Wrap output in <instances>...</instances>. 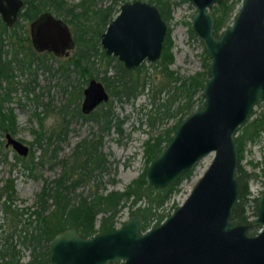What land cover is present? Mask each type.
Segmentation results:
<instances>
[{"label": "water", "instance_id": "obj_1", "mask_svg": "<svg viewBox=\"0 0 264 264\" xmlns=\"http://www.w3.org/2000/svg\"><path fill=\"white\" fill-rule=\"evenodd\" d=\"M192 32L208 57L201 86L202 103L174 127L152 157L143 179L164 187L209 151L212 157L186 197L160 222L144 228L133 213L112 230L88 236L74 227L56 231L47 246V264H264V190L256 197L250 225L231 221L237 197L235 133L256 104L264 101V0H240L229 24L213 31L210 9L220 0H188ZM23 0H0V18L12 25ZM36 51L67 55L74 40L69 25L45 10L28 24ZM166 23L157 7L127 0L100 34L105 54L125 67L154 60L161 51ZM101 80L82 88L80 111L88 113L108 99ZM5 145L25 155L28 145L5 132Z\"/></svg>", "mask_w": 264, "mask_h": 264}, {"label": "trees", "instance_id": "obj_2", "mask_svg": "<svg viewBox=\"0 0 264 264\" xmlns=\"http://www.w3.org/2000/svg\"><path fill=\"white\" fill-rule=\"evenodd\" d=\"M143 1L155 5L164 21L171 17V7L175 1ZM233 6L234 2L227 3L226 0H220L213 5L214 32L225 25ZM118 9L115 0L106 3L100 0H23L18 19L11 26L7 27L0 19V134L3 136L5 132L13 135L16 129L15 115L11 107L4 105V101L10 98L13 71L23 65L29 68L32 58L39 57L31 46L26 24L45 10L62 18L69 25L74 40L72 53L65 60H58L56 71L59 70L65 76L71 72L78 74L82 82L95 77L102 81L109 96L129 99L145 92L153 109L147 113L146 121L149 125H153L156 118L166 113L169 115L180 113L173 124L143 141L142 150L146 163L142 171L124 189L102 192L99 191L95 181L91 183L89 181L95 179V171L105 169L107 159L100 148L101 134L108 132L113 126L118 129V125L109 100L100 102L88 113L81 112L80 104L75 101L71 114L92 119L96 123L97 131L91 137H84L74 145L69 158L63 160L60 173L49 182L43 181L32 205L23 208L14 207L13 200L16 197L14 181L9 176L1 179L0 210L7 219L0 223L2 226L0 264H20L19 244L29 248L30 251V258L25 264H47V246L56 231L65 227H74L84 236L108 231L117 221V210L126 201L144 200V203L135 209L142 216L144 228L153 219L158 222L163 215L156 213L155 210L170 196L179 179L190 173V169H187L175 181L160 188L148 184L143 179V172L148 162L168 141L176 124L195 106L202 103L200 90L206 77L208 57L202 48L201 69L186 76H179L169 67L173 60L170 51L172 41L168 33L169 29L166 28L160 54L154 62L158 67H155L156 70L152 74L143 71V63L130 68L125 67L116 56L105 54L99 43L101 32ZM188 31L193 35L190 27ZM38 60V63L48 66L41 58ZM154 77H157L156 83L150 84ZM77 87L78 89H75L72 85L69 93L75 91L77 95H81L82 86ZM69 101L70 98H67L62 104L63 113L67 112ZM36 117L40 122L41 117L37 112ZM35 133V139L29 142L30 156L33 143L36 142L39 147L43 144L47 146L51 137H58L60 131L50 130L46 133L39 129ZM261 137H264V108L259 110L253 108L249 117L237 127L235 133L237 197L230 215L235 221L240 218L237 210L242 208L243 204L246 205L250 199L248 181L252 173L246 171L240 163L243 149L246 143H254ZM3 145L6 146L5 140L1 147ZM45 148L42 147L43 150ZM21 156L16 152L13 154L15 159L22 162L24 159ZM0 162L10 163L5 152H1ZM262 162L264 165V157ZM262 171L264 172V166ZM84 182L88 183V194L74 193L75 188ZM255 199L256 197H252L253 202ZM26 208L29 209V216H32L27 221L28 225L31 224V229L28 231L24 225H21L17 232L18 241L11 242L7 236H11L10 234L17 229L18 215L25 212Z\"/></svg>", "mask_w": 264, "mask_h": 264}, {"label": "rangeland", "instance_id": "obj_3", "mask_svg": "<svg viewBox=\"0 0 264 264\" xmlns=\"http://www.w3.org/2000/svg\"><path fill=\"white\" fill-rule=\"evenodd\" d=\"M100 1L106 3L110 0ZM123 1L127 0H115V5L119 6ZM171 1H175L171 7V17L165 21L172 41L170 51L173 60L169 67L179 76H186L201 69L203 47L194 33L192 32L193 35H191L188 31V27L191 28L189 18L194 10L193 5L188 0ZM226 2H234V6L225 25L230 23L240 0H226ZM212 9L213 6L210 9L213 14ZM26 28L28 30V24H26ZM72 50L73 48H69L67 55L58 57L52 55L50 51H35L39 57L32 58L29 68L23 65L13 71V82L9 92L10 98L4 101V105L11 107L15 115L16 129L13 136L28 145L27 153L21 156L24 161L21 162L13 157L15 151L9 145L1 147L5 138L3 134H0V157L1 152H5L8 162H10L7 164L0 162V182L6 176L13 179L16 192V197L13 200L14 207H30L43 181L47 180L49 182L60 173L62 162L69 158L74 145L84 137H91L97 131L96 123L92 119H84L71 114L75 101L80 104L82 93L77 95V92L74 91L73 93L72 91L70 94L69 91L72 85L75 86V89H78V85L83 88L86 81L82 82L81 77L73 72L65 76L59 70H55L58 60H65L72 53ZM38 58H41L44 64L48 66L38 63ZM154 62L155 59L140 61V63H143V71L152 74L158 67V64ZM156 81L157 77H154L150 84H155ZM67 98H70V101L66 107L67 112L63 113L61 106ZM107 100L110 101V108L118 129L113 126L108 132L101 134L100 148L107 159L105 169L95 171V179L89 181L90 183L95 181L99 191L102 192L110 189H124L145 166L146 161L142 150L143 141L148 136H155L163 128L173 124L180 115V113L173 115L166 113L156 118L157 120L153 125H149L146 121L147 113L153 109L145 92L129 99L118 98L113 95L109 96ZM261 108H264V101L254 106L255 110ZM36 112L41 117L40 122L36 117ZM39 129L44 130L46 133L50 130L60 131V134L58 137H51L47 146L42 145V147H46L45 150L39 147L36 142L33 143L30 156L28 154L30 151L29 142L35 139V131ZM212 154L213 152L209 151L189 168V175L179 179L170 196L162 205L157 207L156 213L165 215L186 197L208 165ZM263 157L264 137L259 138L254 143L245 144L240 163L246 171L252 173L248 181L250 199L246 204V211L253 210L252 197H257L264 190ZM88 189V183L84 182L79 184L73 192L86 195L89 192ZM124 203V206L120 208L117 220L126 218L128 211L131 210L130 207L125 205L141 206L144 200L126 201ZM18 217L17 229L10 234L11 236H7V239L11 242L18 241L17 232L23 225L28 231L31 229V224L28 225L27 223L28 219L32 217L29 216V209L26 208L25 212L20 213ZM6 219L7 217L0 210V223H3ZM0 229H2V226H0ZM19 246L21 251L19 263L25 264L30 258V251L25 246L20 244Z\"/></svg>", "mask_w": 264, "mask_h": 264}, {"label": "flooded vegetation", "instance_id": "obj_4", "mask_svg": "<svg viewBox=\"0 0 264 264\" xmlns=\"http://www.w3.org/2000/svg\"><path fill=\"white\" fill-rule=\"evenodd\" d=\"M1 19V18H0ZM18 19V13H17V18H16V20ZM15 20V21H16ZM1 21L3 22V20L1 19ZM14 21V22H15ZM13 22V23H14ZM30 22V21H29ZM29 22L27 23V24H29ZM4 23V22H3ZM12 23V24H13ZM5 24V23H4ZM11 26V25H10ZM7 27H9V26H7ZM28 31V34H29V30H27ZM30 43H31V41H30ZM31 46H32V44H31ZM33 47V46H32ZM200 93H201V90H200ZM202 97V96H201ZM181 203V202H180ZM124 204L125 203H122V206H124ZM179 205V204H178ZM253 205H254V207H255V210L253 211V210H249V211H246V209H245V207H246V205L245 204H243V207L241 208H239L238 210H237V212H238V214H240V218L238 217V221H235V220H232L231 218V221H233L234 223H237V224H248V227H247V231H248V233H250V234H254L257 230H258V228H259V225H257V224H255V225H250L249 224V221L252 219V218H254V216H255V214H256V199H255V202H253ZM125 206H127V207H130L131 208V210L130 211H128V214H127V216L126 217H128L129 215H131V214H133V213H138V214H140L139 212H137L135 209H136V207L137 206H135V207H132L131 205L129 206V204H127V205H125ZM176 207V206H175ZM174 207V208H175ZM121 208V207H120ZM120 208L117 210V218H118V213H119V211H120ZM173 208V209H174ZM172 209V210H173ZM172 210H170V211H168L165 215H163L162 216V218L158 221V222H160L164 217H166ZM231 211H232V209H231ZM230 215H231V213H230ZM140 216H141V214H140ZM142 217V216H141ZM125 219V218H124ZM123 219V220H124ZM121 219H119V220H117V221H115L114 222V226L111 228V229H109V230H112L114 227H116L117 225H119L120 223H121ZM158 222H156V220L155 219H153L152 220V222L147 226V227H149L151 224H154V223H158ZM142 223H143V219H142ZM147 227H145V228H147ZM108 230V231H109ZM110 264H115L114 262H112V263H110Z\"/></svg>", "mask_w": 264, "mask_h": 264}]
</instances>
